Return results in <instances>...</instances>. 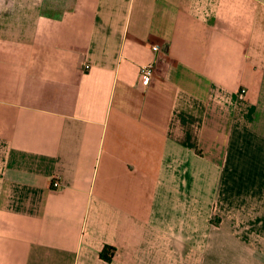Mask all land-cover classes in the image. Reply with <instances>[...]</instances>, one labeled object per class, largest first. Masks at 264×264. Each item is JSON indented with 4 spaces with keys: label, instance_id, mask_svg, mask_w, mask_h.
Here are the masks:
<instances>
[{
    "label": "crops",
    "instance_id": "crops-1",
    "mask_svg": "<svg viewBox=\"0 0 264 264\" xmlns=\"http://www.w3.org/2000/svg\"><path fill=\"white\" fill-rule=\"evenodd\" d=\"M251 249L264 0H0V264H259Z\"/></svg>",
    "mask_w": 264,
    "mask_h": 264
},
{
    "label": "built area",
    "instance_id": "built-area-1",
    "mask_svg": "<svg viewBox=\"0 0 264 264\" xmlns=\"http://www.w3.org/2000/svg\"><path fill=\"white\" fill-rule=\"evenodd\" d=\"M152 49L154 51H159L160 46L155 44L152 46ZM89 65H85L87 68ZM154 77V65L153 63H147L140 67L138 71V80L139 81H149ZM241 92H244L243 90ZM240 97H242V93H240ZM61 184L59 176H54L52 180L50 181V186L52 188H57Z\"/></svg>",
    "mask_w": 264,
    "mask_h": 264
},
{
    "label": "rangeland",
    "instance_id": "rangeland-1",
    "mask_svg": "<svg viewBox=\"0 0 264 264\" xmlns=\"http://www.w3.org/2000/svg\"><path fill=\"white\" fill-rule=\"evenodd\" d=\"M252 251H251V253L252 254H255L254 256L258 259V260H260V263L259 264H264V254L263 253H260L259 255L257 254V252L255 251V250H253V249H251Z\"/></svg>",
    "mask_w": 264,
    "mask_h": 264
},
{
    "label": "trees",
    "instance_id": "trees-1",
    "mask_svg": "<svg viewBox=\"0 0 264 264\" xmlns=\"http://www.w3.org/2000/svg\"><path fill=\"white\" fill-rule=\"evenodd\" d=\"M100 256L104 257V258H107L105 255H104V252L102 251ZM109 259V258H108Z\"/></svg>",
    "mask_w": 264,
    "mask_h": 264
}]
</instances>
